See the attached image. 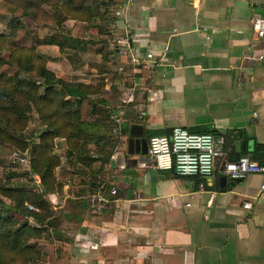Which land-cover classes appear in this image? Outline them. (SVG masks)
Segmentation results:
<instances>
[{"label":"crops","instance_id":"obj_1","mask_svg":"<svg viewBox=\"0 0 264 264\" xmlns=\"http://www.w3.org/2000/svg\"><path fill=\"white\" fill-rule=\"evenodd\" d=\"M100 8L99 33L108 35L96 50L99 73L87 78L82 65L79 79H66L54 61L47 68L67 81L103 84L84 118L110 109L121 122L101 130L115 146L106 157L92 153L90 167L72 163L62 142L55 223L37 240V264H264V175L230 180L223 157L201 181L156 169L154 178L152 166L128 162L130 128L136 135L208 129L229 161L244 143L249 153L264 145V63L256 59L264 39L251 29L253 17L264 18V0H123Z\"/></svg>","mask_w":264,"mask_h":264},{"label":"trees","instance_id":"obj_2","mask_svg":"<svg viewBox=\"0 0 264 264\" xmlns=\"http://www.w3.org/2000/svg\"><path fill=\"white\" fill-rule=\"evenodd\" d=\"M122 1L98 0L97 6H92L88 0H0V25L8 28L0 32V166L13 152L27 150L30 173L40 180L38 185L27 188L10 183L16 175L13 172L4 180L0 178V264H37L42 260L36 241L43 238L47 228L54 227L56 211L51 195L61 190L55 170L62 162L55 141L62 140L72 163L85 167L97 160L92 153L106 157L115 146L101 131L116 129L110 109L96 119H84L94 109L95 96L103 84L67 81L48 69L38 48L56 45L63 51L69 44L61 32L46 35L41 31L51 23L59 28L64 20H77L103 40L108 33H99L98 21L105 12L100 7L105 9ZM24 17L33 19L38 32L26 27ZM33 112L43 127L37 143L27 142L24 134ZM120 132L125 134L127 126L123 125ZM193 132L214 134L208 129ZM162 134L150 132L147 139ZM89 144H94V150L89 149ZM242 155L262 163L264 145L249 153L244 143L242 151L230 161Z\"/></svg>","mask_w":264,"mask_h":264},{"label":"built area","instance_id":"obj_3","mask_svg":"<svg viewBox=\"0 0 264 264\" xmlns=\"http://www.w3.org/2000/svg\"><path fill=\"white\" fill-rule=\"evenodd\" d=\"M251 29L255 36L264 39V18L253 17L251 19ZM151 57V54H147ZM256 59L264 63V47L256 56ZM139 64L138 60H135ZM117 123L120 118L115 119ZM221 142L212 133L193 132L185 127H173L168 135H154L147 139V158L145 165L152 166L156 170H170L176 176L195 177L198 179H208L214 170L216 158H222L224 152L217 146ZM12 165H23L30 173L29 161L26 157L13 152L10 156ZM221 173L230 180H242L249 174L259 173L264 175V162L260 163L251 159L247 155H242L236 160L227 161L221 169ZM31 174V173H30ZM38 185L39 177L33 175ZM204 187V183H200ZM114 193V189L111 190ZM264 193V183L260 185L259 195ZM251 201L243 203L244 208H251ZM29 209H34L29 206Z\"/></svg>","mask_w":264,"mask_h":264},{"label":"rangeland","instance_id":"obj_4","mask_svg":"<svg viewBox=\"0 0 264 264\" xmlns=\"http://www.w3.org/2000/svg\"><path fill=\"white\" fill-rule=\"evenodd\" d=\"M23 21L26 27L29 28L32 32H38L34 24V21L31 17H24ZM87 28L88 27L85 24L77 20L67 19L63 21L62 25L59 28H57V26H55L54 23H51L50 25L48 24V26L44 30L41 31L46 35L53 34L54 32L57 33L61 32L64 35H68V38H70L72 41L74 40L72 42L74 47L70 48L68 45L65 47L63 51H60L58 46H57L58 48L55 46H40L38 48V52H40L44 56V58H46L47 63L49 60L52 62L54 61L53 67L57 69L56 71L59 72L58 73L59 76H62L63 78L66 79H79L80 75H77V73L81 72L82 65H83L82 69L84 70L83 73H85V76H87V78H89L91 75H96L99 73L100 66H98L99 63L95 61L96 60L95 58L97 57L98 54L96 50L98 48L99 49L101 48L100 45L101 42H99V39L100 41L102 40L98 34L88 30ZM7 31L8 28H4L3 26L0 25L1 33ZM110 48H111V44L109 47L105 48L104 50L102 49L101 55L104 54L106 55V53L110 51ZM85 64H89L88 67H85ZM30 75L34 77L33 73H31ZM93 79L95 78L93 77ZM113 115L114 114H112V120L115 121L116 125L119 124L121 122V118H120V122L117 123L115 119L118 116H113ZM89 118L92 119L95 117L91 115V117ZM89 118H84V119L89 120ZM124 125L126 126V124ZM42 131H43V127L37 117V114L35 112L31 113L28 126L24 131V134L26 136V141L31 142L32 140H34V142L37 143L38 137ZM60 143L61 145L59 144L56 147V153L64 156L65 147L62 141ZM92 148L91 149L94 150L95 147ZM27 152L28 151L26 150L25 152L21 153V155L26 157L28 160L29 154ZM10 172L16 174L10 180V183H12L13 185H24L27 188H33L34 186H36L35 177L26 171V167L20 164L12 165L9 157L5 159L2 165L0 166V178L4 180ZM6 202L8 201L6 200ZM19 218L22 219V217ZM28 220L29 223L32 224L33 220L32 219H28ZM31 242H35V241L31 240Z\"/></svg>","mask_w":264,"mask_h":264},{"label":"water","instance_id":"obj_5","mask_svg":"<svg viewBox=\"0 0 264 264\" xmlns=\"http://www.w3.org/2000/svg\"><path fill=\"white\" fill-rule=\"evenodd\" d=\"M133 127V126H132ZM144 133L143 131L134 134L130 128L129 130V138H128V144L129 149L128 153L130 154V158L128 162L130 161L133 165V167H136L137 165H145L144 163L148 162L147 158V141L143 137ZM240 136L241 134H237ZM218 148H222V144L219 143ZM216 160H219V158H216ZM228 160L227 156H223L222 158V165H224ZM150 174L152 177L155 178L156 170L152 168L150 170Z\"/></svg>","mask_w":264,"mask_h":264},{"label":"flooded vegetation","instance_id":"obj_6","mask_svg":"<svg viewBox=\"0 0 264 264\" xmlns=\"http://www.w3.org/2000/svg\"><path fill=\"white\" fill-rule=\"evenodd\" d=\"M143 137H144V138L146 139V141H147V135L144 134Z\"/></svg>","mask_w":264,"mask_h":264}]
</instances>
